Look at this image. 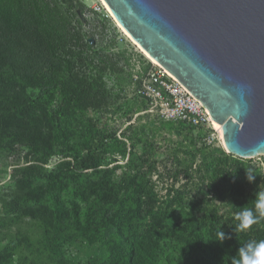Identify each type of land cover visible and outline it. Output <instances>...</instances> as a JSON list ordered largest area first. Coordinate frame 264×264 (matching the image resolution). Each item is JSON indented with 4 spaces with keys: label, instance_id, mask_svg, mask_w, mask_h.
<instances>
[{
    "label": "rangeland",
    "instance_id": "374dc122",
    "mask_svg": "<svg viewBox=\"0 0 264 264\" xmlns=\"http://www.w3.org/2000/svg\"><path fill=\"white\" fill-rule=\"evenodd\" d=\"M75 1L84 6L79 15L82 25L72 14L70 17L82 35L93 40L90 51L83 53V64L78 61L73 69L78 77L45 69L37 76L46 80L56 77L76 89L82 78L87 93H93L100 75L103 96L99 103H73L69 145L52 153L46 163L13 135L0 142V257H6L0 264L105 260L120 240L138 241L149 236L156 241L161 264H209L211 259L218 264H232L231 258L249 240H264V217L248 229L237 228L238 214L245 208L255 211L256 194L264 191V155L238 158L223 145H206L201 134L187 125L159 118L144 98L132 95L126 84L132 62L147 56L99 0ZM105 57L113 65L107 63L100 72ZM24 84L27 93L37 92ZM50 106L54 107L55 102ZM86 139L98 141L97 166L74 175L72 186L63 195L68 208L71 201H76L82 210L80 220L66 235L60 258H53L44 247L45 225L39 217L52 210L51 197L42 185L50 174L51 179H57L68 162L82 155ZM225 157L229 158L228 166L239 169L234 179L238 188L236 199L218 202L213 191L214 171ZM246 170L255 174L252 182L247 180ZM93 189L101 190L102 197L86 206L82 195ZM31 193L42 196L35 199ZM211 204L218 206L219 224L196 231L197 210ZM114 205L109 220L105 212ZM220 231L225 239L216 241ZM198 242L204 245L198 247ZM191 247L197 249L202 263L191 257L195 252Z\"/></svg>",
    "mask_w": 264,
    "mask_h": 264
},
{
    "label": "trees",
    "instance_id": "16d2710c",
    "mask_svg": "<svg viewBox=\"0 0 264 264\" xmlns=\"http://www.w3.org/2000/svg\"><path fill=\"white\" fill-rule=\"evenodd\" d=\"M83 11V4L75 0H0V142L13 135L42 163H46L60 147L69 145L73 135L69 127L73 103H99L98 99L101 100L103 96L100 75L93 93H87L89 89L82 78L76 89L71 83L62 82L55 76L49 80L37 76L45 69L53 74L61 72L78 77L72 73L73 69L78 61L83 64V53L90 51L91 44L70 15L82 25L79 15ZM107 63L110 67L113 65L107 57L101 60L100 72ZM24 83L37 89V92L27 93ZM53 102L55 106L51 107ZM103 139L104 136L100 141ZM97 142L86 139L82 145V155L73 158L72 163L68 162L67 169L57 179H51L50 174L49 180L42 185L52 200V210L39 215L44 221V247L50 257L60 258L66 235L80 220V205L71 201L68 208L63 195L72 186L74 175L97 166L100 148ZM228 160L227 157L221 158L215 166L213 191L218 202L236 199L234 195L238 184L234 179L239 169L236 165L228 166ZM30 196L40 199L42 194L31 193ZM82 196L84 205L89 206L102 197V191L93 189ZM236 201L242 203L241 200ZM114 207L105 212L109 220H112ZM220 220L217 204L207 205L196 212L195 230L202 232L209 225L217 226ZM201 245L204 244L198 242V247ZM191 250L195 251L191 252V257L198 259L197 249L191 247ZM5 260V256L0 257V261ZM202 261L198 259V262ZM66 264H161V259L156 241L149 236L138 241L135 238L120 240L108 259ZM209 264L218 263L211 259Z\"/></svg>",
    "mask_w": 264,
    "mask_h": 264
},
{
    "label": "water",
    "instance_id": "95a60500",
    "mask_svg": "<svg viewBox=\"0 0 264 264\" xmlns=\"http://www.w3.org/2000/svg\"><path fill=\"white\" fill-rule=\"evenodd\" d=\"M104 2L130 37L203 105L229 154L264 155V0Z\"/></svg>",
    "mask_w": 264,
    "mask_h": 264
},
{
    "label": "built area",
    "instance_id": "2783aa9c",
    "mask_svg": "<svg viewBox=\"0 0 264 264\" xmlns=\"http://www.w3.org/2000/svg\"><path fill=\"white\" fill-rule=\"evenodd\" d=\"M130 67L128 90L144 98L159 118L187 125L199 132L208 146L223 145L221 133L207 110L166 69L148 57L135 59Z\"/></svg>",
    "mask_w": 264,
    "mask_h": 264
},
{
    "label": "clouds",
    "instance_id": "9594fccd",
    "mask_svg": "<svg viewBox=\"0 0 264 264\" xmlns=\"http://www.w3.org/2000/svg\"><path fill=\"white\" fill-rule=\"evenodd\" d=\"M234 174V173H233ZM246 178L249 182L255 179V174L246 170ZM255 211L250 208H245L238 214L240 223L237 225L239 230L250 228L253 224L258 223L261 217H264V191H259L255 198ZM256 213H259L257 215ZM225 239V234L220 231L216 241ZM232 264H264V240L252 241L249 240L244 246L238 249L236 257L231 258Z\"/></svg>",
    "mask_w": 264,
    "mask_h": 264
},
{
    "label": "bare ground",
    "instance_id": "6f19581e",
    "mask_svg": "<svg viewBox=\"0 0 264 264\" xmlns=\"http://www.w3.org/2000/svg\"><path fill=\"white\" fill-rule=\"evenodd\" d=\"M100 2H101V4L104 6V7H106L107 9H108V11H109V8L107 7V5L105 4V2H104V0H99ZM110 12V11H109ZM116 22V21H115ZM119 26H120V24H118ZM120 28L126 33V35L130 38V40L134 43V44H136L138 47H139V49H141L142 50V52L145 54V56H147L148 58H150L152 61H154V62H156L140 45H138V43L137 42H135V40L133 39V38H131L130 37V35L120 26ZM213 122H214V125H215V127L220 131V133H221V136H222V131H221V128H220V126L213 120ZM224 147V146H223ZM225 148V147H224Z\"/></svg>",
    "mask_w": 264,
    "mask_h": 264
}]
</instances>
